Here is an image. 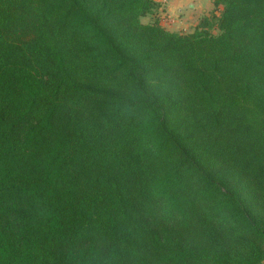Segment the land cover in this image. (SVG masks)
I'll use <instances>...</instances> for the list:
<instances>
[{"label":"trees","instance_id":"obj_1","mask_svg":"<svg viewBox=\"0 0 264 264\" xmlns=\"http://www.w3.org/2000/svg\"><path fill=\"white\" fill-rule=\"evenodd\" d=\"M211 2L0 0V264H264V0Z\"/></svg>","mask_w":264,"mask_h":264},{"label":"rangeland","instance_id":"obj_2","mask_svg":"<svg viewBox=\"0 0 264 264\" xmlns=\"http://www.w3.org/2000/svg\"><path fill=\"white\" fill-rule=\"evenodd\" d=\"M209 2H210L209 0H201V4L204 5L202 8L206 9L204 10V12H202L203 15L209 14L210 12L214 10L212 2L210 3ZM165 3L166 2H163L161 7H163ZM162 10L160 8L153 10L151 13L142 17L141 21L143 23H151L157 20L158 23H160V25H162L163 27L165 25V27H168L169 29L174 30V32L176 31V32L185 33V32L192 31L199 20V18L196 20V16L200 14V12L199 13L194 12L192 15L188 14L190 17H187V16H182L183 18L177 17L176 25H178V27L172 28V21L170 20V17H167L165 13H163L164 14V17H163L162 13L161 14L159 13ZM167 20H170V21H167ZM182 22L184 23L183 24L184 26L181 25Z\"/></svg>","mask_w":264,"mask_h":264},{"label":"crops","instance_id":"obj_3","mask_svg":"<svg viewBox=\"0 0 264 264\" xmlns=\"http://www.w3.org/2000/svg\"><path fill=\"white\" fill-rule=\"evenodd\" d=\"M211 2V0H209ZM209 2V3H210ZM204 5L201 4V0H167L166 3L164 4V6L161 8L162 11H160L159 13L163 15L166 14L167 17H170V20L172 21V28H177L178 25L176 22V18H183L182 16H187L190 17L188 14L192 15L194 12L199 13L196 16V20L198 18H200L203 14L202 12H204V8H202ZM167 20V21H170ZM184 23L182 22L181 25H183ZM184 26V25H183ZM165 27V25H164ZM166 29L170 30V31H174L172 29H169L168 27H165Z\"/></svg>","mask_w":264,"mask_h":264},{"label":"built area","instance_id":"obj_4","mask_svg":"<svg viewBox=\"0 0 264 264\" xmlns=\"http://www.w3.org/2000/svg\"><path fill=\"white\" fill-rule=\"evenodd\" d=\"M163 2H166V0H162V3H163Z\"/></svg>","mask_w":264,"mask_h":264}]
</instances>
